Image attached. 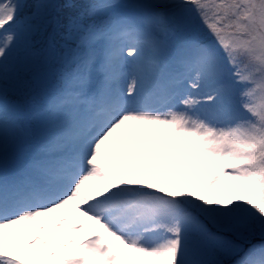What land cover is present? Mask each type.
<instances>
[{
	"label": "snow or ice",
	"instance_id": "6c2138e0",
	"mask_svg": "<svg viewBox=\"0 0 264 264\" xmlns=\"http://www.w3.org/2000/svg\"><path fill=\"white\" fill-rule=\"evenodd\" d=\"M38 262L264 264V0H0V264Z\"/></svg>",
	"mask_w": 264,
	"mask_h": 264
},
{
	"label": "rangeland",
	"instance_id": "374dc122",
	"mask_svg": "<svg viewBox=\"0 0 264 264\" xmlns=\"http://www.w3.org/2000/svg\"><path fill=\"white\" fill-rule=\"evenodd\" d=\"M29 4L33 3L34 0H27ZM30 12V9H25V13ZM134 56L128 55V50L126 49L123 53L122 58L116 63L114 67V74L116 77V86L117 87H125L126 84L130 81V77L127 75L130 73L131 69L134 67L133 64ZM192 78H194V73L191 74L188 78L185 79L184 83L181 86V92L182 94H186L188 92H192L195 95L196 90H193L189 87V84L191 83ZM34 103L39 104L41 103V99L39 97H36ZM179 105V101H177V105ZM49 119L47 115L41 116L36 120H32L30 122V127L34 130V132L42 127V125ZM38 138V137H37ZM163 158V157H162ZM24 161L20 160L17 155L16 150H12L10 152V158H9V172L16 171L20 167H22ZM222 259H229L227 257H221ZM39 264V262H38Z\"/></svg>",
	"mask_w": 264,
	"mask_h": 264
}]
</instances>
